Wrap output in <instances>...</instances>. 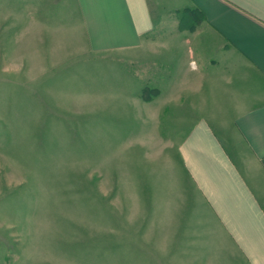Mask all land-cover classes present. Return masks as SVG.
Masks as SVG:
<instances>
[{
	"label": "crops",
	"instance_id": "obj_1",
	"mask_svg": "<svg viewBox=\"0 0 264 264\" xmlns=\"http://www.w3.org/2000/svg\"><path fill=\"white\" fill-rule=\"evenodd\" d=\"M13 1L3 37L85 55L90 109L119 126L104 142L171 150L183 245L202 264H264V0ZM132 65L158 69L149 100Z\"/></svg>",
	"mask_w": 264,
	"mask_h": 264
},
{
	"label": "rangeland",
	"instance_id": "obj_2",
	"mask_svg": "<svg viewBox=\"0 0 264 264\" xmlns=\"http://www.w3.org/2000/svg\"><path fill=\"white\" fill-rule=\"evenodd\" d=\"M2 33L0 264H202L183 245L193 215L172 208L171 150L151 148L152 135L135 149L104 142L111 125L90 109L85 55L70 64L62 48L26 51L21 29ZM130 68L152 97L157 67Z\"/></svg>",
	"mask_w": 264,
	"mask_h": 264
},
{
	"label": "trees",
	"instance_id": "obj_3",
	"mask_svg": "<svg viewBox=\"0 0 264 264\" xmlns=\"http://www.w3.org/2000/svg\"><path fill=\"white\" fill-rule=\"evenodd\" d=\"M157 90H158V89L155 90V94L158 92ZM146 92H147V90L145 91V89H144V91H143V96H144V98L147 99V100H149L150 98H152L153 96H155V94H153L152 97H151V96H150V97H147L146 94H145Z\"/></svg>",
	"mask_w": 264,
	"mask_h": 264
}]
</instances>
